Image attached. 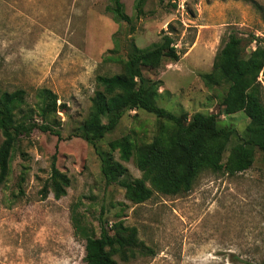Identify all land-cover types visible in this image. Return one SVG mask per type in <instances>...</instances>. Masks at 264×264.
I'll use <instances>...</instances> for the list:
<instances>
[{
    "label": "rangeland",
    "instance_id": "rangeland-1",
    "mask_svg": "<svg viewBox=\"0 0 264 264\" xmlns=\"http://www.w3.org/2000/svg\"><path fill=\"white\" fill-rule=\"evenodd\" d=\"M121 1L130 25L117 24L106 12L111 0H0V94L24 90L29 112L37 109L36 92L47 88L62 105L51 120L60 140L36 129L20 137L12 152L10 174L0 187V264H86V242L75 235L74 210L92 236H100L102 224L110 229L122 222L136 227L154 252L128 262L116 257L119 264L264 262V155L259 150L245 172L205 170L188 193L155 192L135 204L118 182L106 180L96 150L75 135L88 116L96 77L122 71L120 63L105 60L115 46L122 56L129 35L138 48H151L169 24L180 60L144 69L151 83H160L157 104L189 117L220 114L226 84L208 85L203 75L212 71L231 33L245 41L264 39V0H147L140 16L136 0ZM259 79L264 86V75ZM32 115L43 123L36 111ZM220 123L245 137L249 119L239 112L221 115ZM167 127L152 114L131 111L97 149L106 154L109 142L126 136L150 143ZM3 140L0 133V146ZM237 143L230 141L223 162ZM54 155L58 169L71 179L61 199L41 194ZM123 164L129 180L142 177L134 158Z\"/></svg>",
    "mask_w": 264,
    "mask_h": 264
},
{
    "label": "trees",
    "instance_id": "trees-1",
    "mask_svg": "<svg viewBox=\"0 0 264 264\" xmlns=\"http://www.w3.org/2000/svg\"><path fill=\"white\" fill-rule=\"evenodd\" d=\"M147 0H136V16H140ZM114 22L131 24L132 18L125 13L121 0H111L106 7ZM164 31L160 42L151 48L140 49L129 40L121 56L119 46L111 51L105 60L120 63L122 71L113 75H98L96 89L91 98L88 116L75 132L91 145L102 161V174L110 183L118 182L126 191V197L135 204L149 200L155 192L164 195L188 193L205 170L226 172L229 175L249 170L254 162L256 151L264 155V86L260 81L264 75V39L245 38L231 33L218 51L212 71L203 75L208 85L226 84L221 101V113H186L177 115L157 104L160 83L153 84L144 75V69H156L163 61H179L181 52L176 47L172 24ZM255 44L250 52L246 48ZM2 60L0 58V67ZM36 114L42 120L39 125L32 115L33 110L25 111L26 93L24 90L0 94V133L4 140L0 146V187L10 174L12 152L22 136H29L38 129L61 139V133L54 129L51 120L57 117L61 104L58 96L47 88L36 92ZM145 111L159 120L168 123L150 143H136L130 136L109 142V152L104 154L97 149L98 142L112 133L126 113ZM243 112L249 119L245 137L232 125H221V115L231 116ZM238 143L229 150L226 162L223 155L230 141ZM118 152L119 159L115 158ZM135 159L142 172L139 179L129 180L124 162ZM53 156L51 173L41 194L50 192L55 199L67 194L70 177L61 172ZM124 178L123 181H119ZM75 235L82 237L85 244L86 264H119L116 257L128 262L138 255L154 253L138 237L136 227L125 226L122 222L109 229L101 225L100 236L94 237L83 225L81 216L73 211ZM252 264H264L252 263Z\"/></svg>",
    "mask_w": 264,
    "mask_h": 264
}]
</instances>
